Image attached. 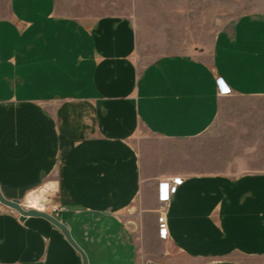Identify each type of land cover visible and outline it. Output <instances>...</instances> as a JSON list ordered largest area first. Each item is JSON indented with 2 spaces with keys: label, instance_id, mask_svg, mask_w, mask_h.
Returning <instances> with one entry per match:
<instances>
[{
  "label": "crops",
  "instance_id": "0c3cea01",
  "mask_svg": "<svg viewBox=\"0 0 264 264\" xmlns=\"http://www.w3.org/2000/svg\"><path fill=\"white\" fill-rule=\"evenodd\" d=\"M236 101L246 105L243 124L232 110L221 126ZM210 138L221 148H206ZM167 182L178 188L164 204ZM0 191L22 205L36 194L88 264L264 261V19L219 31L209 53L144 64L128 19L81 20L58 0H9ZM0 264L84 259L50 221H21L0 204Z\"/></svg>",
  "mask_w": 264,
  "mask_h": 264
},
{
  "label": "rangeland",
  "instance_id": "374dc122",
  "mask_svg": "<svg viewBox=\"0 0 264 264\" xmlns=\"http://www.w3.org/2000/svg\"><path fill=\"white\" fill-rule=\"evenodd\" d=\"M58 3L63 13L76 19L116 17L130 20L144 64L166 57L209 53L219 31L232 28L243 17L264 19V0H58ZM8 13L9 0H0V18ZM245 109L243 101L225 105L221 126H227L232 110H237V121L243 124ZM216 141L217 138H210L206 148L216 143L220 149ZM241 152L237 150L238 154ZM30 198L38 197L34 194ZM29 199L25 202L27 206ZM246 263L264 264V261Z\"/></svg>",
  "mask_w": 264,
  "mask_h": 264
},
{
  "label": "water",
  "instance_id": "95a60500",
  "mask_svg": "<svg viewBox=\"0 0 264 264\" xmlns=\"http://www.w3.org/2000/svg\"><path fill=\"white\" fill-rule=\"evenodd\" d=\"M0 204L18 212L20 215L21 221H25L28 217H41V218H44V219L50 221L54 225H56L58 228H60L62 231L65 232V234H66L68 240L71 242V244L82 254L83 259H84V264H88L85 254L71 239L70 233H69L68 229L66 228V226L64 224H62L60 221H58L56 218H54L53 216H51L50 214L45 213V212H39V211L34 210V209H25V207H23V205L20 201L6 199L2 195L1 191H0Z\"/></svg>",
  "mask_w": 264,
  "mask_h": 264
},
{
  "label": "built area",
  "instance_id": "2783aa9c",
  "mask_svg": "<svg viewBox=\"0 0 264 264\" xmlns=\"http://www.w3.org/2000/svg\"><path fill=\"white\" fill-rule=\"evenodd\" d=\"M217 87H218V91H219L220 95H229L230 94V92H228V91H231V90L227 87L226 83L222 79H219L217 81ZM225 88L228 89L227 92L224 91ZM177 188H178V184L173 183V182L172 183L167 182V183L160 184V187H159V200H160V202H162L164 204L169 203L171 200V197L176 194ZM23 207H25V209H32V208H29L27 205H23ZM34 210H37L39 212H44L42 209H38V208L34 209ZM54 210L57 211L58 208H56ZM166 224L167 223L164 220L160 221V223H159V227L161 229V232H160L161 238H168V232L165 230Z\"/></svg>",
  "mask_w": 264,
  "mask_h": 264
},
{
  "label": "bare ground",
  "instance_id": "6f19581e",
  "mask_svg": "<svg viewBox=\"0 0 264 264\" xmlns=\"http://www.w3.org/2000/svg\"><path fill=\"white\" fill-rule=\"evenodd\" d=\"M28 206L29 208H32V209H37V208H41L39 205V199L38 198H34V199H30L29 202H28ZM43 209V207H42Z\"/></svg>",
  "mask_w": 264,
  "mask_h": 264
},
{
  "label": "snow or ice",
  "instance_id": "6c2138e0",
  "mask_svg": "<svg viewBox=\"0 0 264 264\" xmlns=\"http://www.w3.org/2000/svg\"><path fill=\"white\" fill-rule=\"evenodd\" d=\"M224 91H225V92H227V91H228V89H227V88H225V89H224Z\"/></svg>",
  "mask_w": 264,
  "mask_h": 264
},
{
  "label": "clouds",
  "instance_id": "9594fccd",
  "mask_svg": "<svg viewBox=\"0 0 264 264\" xmlns=\"http://www.w3.org/2000/svg\"><path fill=\"white\" fill-rule=\"evenodd\" d=\"M228 92H230V91H228Z\"/></svg>",
  "mask_w": 264,
  "mask_h": 264
}]
</instances>
